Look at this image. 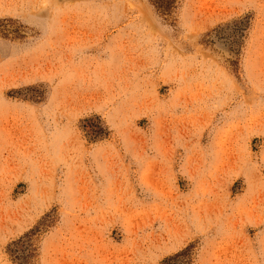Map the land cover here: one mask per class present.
<instances>
[{
  "label": "rangeland",
  "instance_id": "1",
  "mask_svg": "<svg viewBox=\"0 0 264 264\" xmlns=\"http://www.w3.org/2000/svg\"><path fill=\"white\" fill-rule=\"evenodd\" d=\"M0 264H264V0H0Z\"/></svg>",
  "mask_w": 264,
  "mask_h": 264
}]
</instances>
